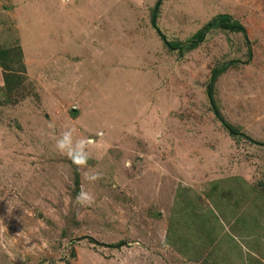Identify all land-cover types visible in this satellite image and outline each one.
<instances>
[{"label":"rangeland","instance_id":"374dc122","mask_svg":"<svg viewBox=\"0 0 264 264\" xmlns=\"http://www.w3.org/2000/svg\"><path fill=\"white\" fill-rule=\"evenodd\" d=\"M157 1L0 0V264H264V0Z\"/></svg>","mask_w":264,"mask_h":264},{"label":"trees","instance_id":"16d2710c","mask_svg":"<svg viewBox=\"0 0 264 264\" xmlns=\"http://www.w3.org/2000/svg\"><path fill=\"white\" fill-rule=\"evenodd\" d=\"M159 5H160V0L156 2V5L152 11V17H151V19L153 20L152 25L155 29L157 28L156 18L158 15ZM213 27H222L223 29L226 28L233 32H240L245 37H247V33H246L244 25L239 20L233 19L232 16H230L229 14H224V13L213 17L212 20L204 24L198 31H196L194 34L189 36L183 43L181 41L169 40L164 33H161L158 29L156 31L159 32L158 36L161 38L162 42L165 44L167 48L172 49V50L178 49L179 52L182 54L183 52L188 51L198 46L204 40L206 33ZM7 54H8L7 50H3V51L0 50V56L2 55L5 56ZM1 66L6 68V63L1 61ZM225 68H227V65H224L223 67H219L217 69L214 68L212 70V75L210 77L209 83L207 84L206 92L210 100V103L213 106L214 113L222 121V123L225 124V126L229 129L230 133L232 135L237 134V133L239 135H242L243 133L240 131L238 127L224 120L221 112L219 111L214 101V96H213L214 90L213 89H214L215 78L218 74L222 73L225 70ZM12 82H13V78L10 77L8 74H5V84H6L7 89L11 87L10 85L12 84ZM74 183H75L76 188H78L79 183H80L78 172H75Z\"/></svg>","mask_w":264,"mask_h":264},{"label":"clouds","instance_id":"9594fccd","mask_svg":"<svg viewBox=\"0 0 264 264\" xmlns=\"http://www.w3.org/2000/svg\"><path fill=\"white\" fill-rule=\"evenodd\" d=\"M71 143V132H64L62 134L61 139H59L56 143V147L61 152H64L68 145ZM70 159H72V162L77 166H83L86 164V156L79 155V156H73L71 153H68ZM127 166H130V161L126 162ZM87 179L95 181L99 179V174L87 177ZM77 203L81 205H91L94 202V197L91 194H88L86 192H80L77 196Z\"/></svg>","mask_w":264,"mask_h":264}]
</instances>
